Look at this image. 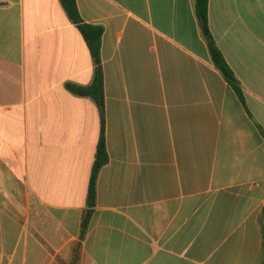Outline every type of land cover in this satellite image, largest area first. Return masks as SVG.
Instances as JSON below:
<instances>
[{
	"label": "crops",
	"instance_id": "1",
	"mask_svg": "<svg viewBox=\"0 0 264 264\" xmlns=\"http://www.w3.org/2000/svg\"><path fill=\"white\" fill-rule=\"evenodd\" d=\"M104 29L109 162L91 52L60 0H0V264H263L264 0H77ZM77 254H76V249Z\"/></svg>",
	"mask_w": 264,
	"mask_h": 264
},
{
	"label": "trees",
	"instance_id": "2",
	"mask_svg": "<svg viewBox=\"0 0 264 264\" xmlns=\"http://www.w3.org/2000/svg\"><path fill=\"white\" fill-rule=\"evenodd\" d=\"M196 15L199 20L200 26L207 32L206 43L207 48L211 56V60L218 71L222 74L226 82L236 92L243 104H245L244 93L240 81L237 79L233 70L227 63L222 51L218 47L215 39L209 30V5L210 0H194ZM62 7L67 13L71 22L78 28L82 37L84 38L88 48L91 52L94 62L95 73L92 85L88 87H80L74 84H68L67 89L76 96L91 98L99 111L100 123H101V135L98 143L95 162L92 169L88 197H87V209L82 217L81 223V240H84L88 232L92 217L95 213L97 206V180L101 169L109 162V156L106 147L105 138V118H106V104H105V86H104V74L102 68V40L104 35V29L99 26H93L87 24L82 20L79 12L77 0H60ZM260 227L263 239L264 249V211L260 217ZM76 249V254H77ZM264 264V262H263Z\"/></svg>",
	"mask_w": 264,
	"mask_h": 264
},
{
	"label": "water",
	"instance_id": "3",
	"mask_svg": "<svg viewBox=\"0 0 264 264\" xmlns=\"http://www.w3.org/2000/svg\"><path fill=\"white\" fill-rule=\"evenodd\" d=\"M205 35H207V32L205 31Z\"/></svg>",
	"mask_w": 264,
	"mask_h": 264
}]
</instances>
